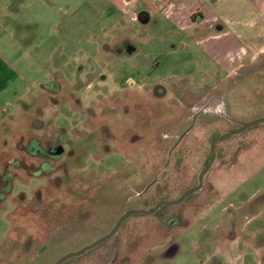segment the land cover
<instances>
[{"label":"rangeland","instance_id":"374dc122","mask_svg":"<svg viewBox=\"0 0 264 264\" xmlns=\"http://www.w3.org/2000/svg\"><path fill=\"white\" fill-rule=\"evenodd\" d=\"M128 5L0 0V174L10 173L0 264H53L127 208L176 200L197 183L213 137L264 118V24L242 41L227 23L233 9L203 5L226 31L214 40L199 14L142 24ZM123 41L132 54L118 53ZM31 139L60 144L61 157L28 155ZM214 148L201 190L128 217L63 264H264V122ZM88 191L96 202L82 217Z\"/></svg>","mask_w":264,"mask_h":264},{"label":"crops","instance_id":"0c3cea01","mask_svg":"<svg viewBox=\"0 0 264 264\" xmlns=\"http://www.w3.org/2000/svg\"><path fill=\"white\" fill-rule=\"evenodd\" d=\"M113 1V0H111ZM116 4H120L122 8H125L128 5V3H135L136 5L132 7L131 10V18H133V14L136 15V17H139V14L142 13L145 17H148L149 20L156 19L157 14H165L166 16H171L176 20L178 16L181 17L178 18V21H181L182 19L186 20L188 18H192L193 13H195L197 16L199 14L200 21L202 23L208 24L207 28H205L208 31V35L206 38L214 39L222 37V35L227 36L226 32L222 24L220 22V19L217 18L215 15L212 16V18H208L206 13H204L202 10H199L203 5H210L211 9L213 8H223L228 10L229 8L232 10V20H227L229 26H232V31L236 34L238 38H240L242 41L246 40L249 41V39H255L254 33L246 32L248 30V26L252 25L253 27H258L259 24H264V6L262 5L263 2L261 0H114ZM246 5H252L255 10L249 11L245 9ZM2 12L8 11L7 4H3L1 6ZM200 11V12H199ZM206 15V16H205ZM182 18V19H181ZM149 22V21H148ZM197 22V21H196ZM193 22L194 25H190L192 27H196L199 22ZM217 24L214 28L215 31L211 30V27L213 24ZM156 24V22H154ZM211 24V25H210ZM210 25V26H209ZM213 26V27H214ZM239 28L240 31H238L236 28ZM261 27V26H259ZM207 38V39H208ZM241 47V43L236 48V54L240 50V54L242 51H245L246 48ZM231 51L233 49H229ZM228 50V51H229ZM234 53L231 54V56Z\"/></svg>","mask_w":264,"mask_h":264},{"label":"water","instance_id":"95a60500","mask_svg":"<svg viewBox=\"0 0 264 264\" xmlns=\"http://www.w3.org/2000/svg\"><path fill=\"white\" fill-rule=\"evenodd\" d=\"M146 21H143L142 23H145ZM261 122H264V118H259V119H256L252 122H245V123H240L236 129L234 130H230L226 133H224L223 135L221 136H218V137H213L211 139V141H209V154H211V158L209 159V162L207 163V165L205 167H203L200 171V174H198V183L197 185L193 186L192 188L186 190L183 194H181L176 200H172V201H165V200H162L160 202H158L156 205H154L151 209H144V208H141V209H127L123 212V214L118 218V220H116L114 222V225L112 227V229L110 230V232L105 235L104 237H101L100 239H97L95 240L92 244L88 245L87 247H85L83 250H80L78 252H72V253H69L67 255H63L61 256L57 261H55L53 264H62L64 262V260L66 261L68 258L72 257V256H77L79 254H82L84 252H86L87 250H89L90 248L96 246L97 244H100L101 242H103L104 240H106L107 238L109 237H112L114 234L116 235L119 228H120V225L121 223L127 219L128 217L130 216H139V215H152L156 209L160 206V205H177L179 203H182L186 197L193 193V192H197L199 190H201L202 188V179H203V174L206 173L207 169L209 168L213 158H215V149H214V144L215 142H218V141H221L223 140L224 138H227L231 135H237L239 133H241L244 129L248 128V127H252V126H255ZM189 131V130H188ZM186 131V133L188 132ZM185 133V134H186ZM180 140V139H179ZM178 142V140H177ZM177 144V143H176ZM51 150H53L52 152V156L54 158H58L60 157L61 153H63V148L61 146H58V147H55L54 149L51 148ZM155 180H153V182L149 185H147V187L145 189H148L150 188V186H152V184L154 183ZM144 189V190H145ZM144 190L139 194V196H142ZM172 250V248H170L168 251H167V255H169V253H172L170 252ZM166 255V256H167Z\"/></svg>","mask_w":264,"mask_h":264},{"label":"flooded vegetation","instance_id":"af4514ba","mask_svg":"<svg viewBox=\"0 0 264 264\" xmlns=\"http://www.w3.org/2000/svg\"><path fill=\"white\" fill-rule=\"evenodd\" d=\"M138 20L142 23L143 21H146L145 23H147L148 21H149V19H148V17H145L143 14H142V16L141 15H139V17H138ZM145 23H142V24H145ZM116 50L118 51V53H120V54H123V53H127V54H132V52L135 50V48L128 42V41H123L122 42V48H120V47H118V48H116ZM216 143V142H215ZM215 145V144H214ZM58 146H61L60 144H54V145H52V144H49V146H48V148L47 149H43L40 145H39V143H38V140H35V139H31L30 141H29V148H28V152H27V154L28 155H30V156H35V157H45V158H47V159H51L52 161H56L58 158H60L61 157V155H62V153H61V155H60V157H58V158H54L51 154L53 153L52 151L53 150H51V148L52 149H54L55 147H58ZM215 149V148H214ZM216 153L217 152H215V156H216ZM211 158V154H209V156L208 157H206L205 158V161H204V165H203V167H205L206 165H207V163L209 162V159ZM214 159V158H213ZM213 161V160H212ZM212 163V162H211ZM211 165V164H210ZM9 166V164H5L4 165V167L5 168H7ZM40 169H38V171L37 172H35V173H33V175L36 177L39 173H41L42 171H43V169H48V168H50V166L48 165V162L47 161H44V162H42L41 163V165H40V167H39ZM209 168H210V166H209ZM208 168V169H209ZM208 169H207V171H208ZM207 171H206V173H207ZM205 173V174H206ZM10 173L9 172H7L5 169H3V173H2V175L0 174V201L2 202V201H4V199H5V195H6V192H7V186H6V184H9V180H6L5 178H10V175H9ZM205 174H203V178H204V176H205ZM5 182V183H4ZM197 183H198V178H197ZM197 183L195 184V185H197ZM154 184V183H153ZM153 184H152V186H153ZM204 184V183H203ZM194 185V186H195ZM193 187V185L190 187V188H192ZM190 188H188V189H190ZM187 189V190H188ZM186 191V190H185ZM87 200H86V202H88V203H86V208H85V211H81L80 213H79V215H81L82 217H86L87 216V213H88V211L90 210V208L92 207V205H94V203L96 202L95 200H93V201H90L91 200V196L89 195V191L87 192ZM143 196V195H142ZM87 204H88V207H87ZM91 206V207H90ZM127 209H130V208H127ZM126 209V210H127ZM132 209H134V208H132ZM139 209H141V208H139ZM123 214V213H122ZM121 214V215H122ZM121 215H119L117 218H116V220H118V218L121 216ZM115 220V221H116ZM126 220V219H125ZM124 220V221H125ZM114 221V222H115ZM123 221V222H124ZM122 222V223H123ZM122 223H121V225H120V228H119V230H118V232L120 231V229H121V226H122ZM113 225H114V223L112 224V226H111V228H110V230L112 229V227H113ZM118 232H117V234H118ZM116 234V235H117ZM116 235L114 234L112 237H109V238H107L106 240H110L111 238H113V237H116ZM105 241V240H104ZM116 251H115V248H114V253H113V255H115L114 257H117V255H116ZM116 261V258H113V259H111V263H113V262H115ZM64 263V262H63ZM62 263V264H63Z\"/></svg>","mask_w":264,"mask_h":264},{"label":"trees","instance_id":"16d2710c","mask_svg":"<svg viewBox=\"0 0 264 264\" xmlns=\"http://www.w3.org/2000/svg\"><path fill=\"white\" fill-rule=\"evenodd\" d=\"M139 15H141V16H142V13H140Z\"/></svg>","mask_w":264,"mask_h":264}]
</instances>
